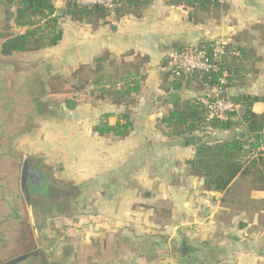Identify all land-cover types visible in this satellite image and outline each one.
<instances>
[{
    "label": "crops",
    "instance_id": "0c3cea01",
    "mask_svg": "<svg viewBox=\"0 0 264 264\" xmlns=\"http://www.w3.org/2000/svg\"><path fill=\"white\" fill-rule=\"evenodd\" d=\"M8 9L0 4V20ZM64 20L57 47L2 56L0 80L5 87L12 89L14 81L27 79L30 82L22 88L16 85L20 91H38L39 82L50 91L57 77L73 81L76 70H93L95 60L105 54L110 57L99 75L119 83H89L77 95L75 110L63 104L65 120L49 124L41 135L18 140L25 152L19 151L21 156L38 158L55 171L58 167L64 180L56 174L54 180L78 188L77 212L48 217L40 226L32 220L28 232L22 222L10 228L5 221L8 188L1 187L0 264L25 256L18 264H264L261 168H246L224 193L209 190L187 165L196 146L167 138L161 123L176 102L170 101V94L178 100L202 95L163 89L169 75L165 56L174 49L224 39L231 50L242 52H235L240 55L239 71L227 93L264 98V0H227L206 11L174 0H150L139 15L134 10L121 16L113 13L96 29ZM22 56L30 63L23 65ZM111 62L117 66L109 68ZM125 81H140L133 105H119L102 95V90L122 89ZM253 110L264 113V102ZM126 111L132 113L134 124L126 138L103 137L95 131L102 116L110 115L106 122L115 126ZM233 135L213 132L205 139L198 137L216 143Z\"/></svg>",
    "mask_w": 264,
    "mask_h": 264
},
{
    "label": "trees",
    "instance_id": "16d2710c",
    "mask_svg": "<svg viewBox=\"0 0 264 264\" xmlns=\"http://www.w3.org/2000/svg\"><path fill=\"white\" fill-rule=\"evenodd\" d=\"M4 1L7 7L16 8L13 24L16 29L22 31L6 38L1 43L0 53L4 57L57 47L64 35L60 23L62 19L69 18L76 23L88 24L96 29L113 14L101 6H80L74 0H63L64 6L62 8L56 6L57 0ZM174 1L177 4L189 7L195 6L197 9L205 11L219 6L207 2ZM149 2L150 0H116L114 14L121 16L130 10H134L139 15L148 6ZM202 46L211 51V43L201 44L200 47ZM237 51L239 49L231 50L230 47H227L218 72L193 73L189 76L174 78L169 71V75L162 85L167 93L175 92L180 95L186 90L202 93L197 98L178 100L172 104V109L161 120V123L167 129V132L164 133L167 138L188 142L199 135L205 139L208 134L213 132L234 133L232 137L222 142L208 143L203 141L196 145L194 159L187 162L192 171L203 178L205 187L219 193H224L239 175L244 174L248 167L259 166L264 175V158L261 156L252 159V153L264 147V138L261 134L264 129V113L257 114L253 110L255 104L264 102V98L241 93L235 95L227 93L235 86V76L239 71L240 55L235 56ZM109 57V54H105L97 58L93 64V70L88 66L79 68L73 74V81L57 77L55 83L50 86L51 94L71 96V98H66L63 103L65 108L70 111L76 109L79 104L77 95L89 83L99 86L103 80L109 83L108 86H117L119 82H112L111 76L99 75L103 72L105 61ZM114 66H117V64L111 62L108 67L112 68ZM225 71L228 76L225 77L224 84H221ZM125 82L122 89L118 91L102 90V95L111 97L119 105H133L135 98L140 93V81ZM213 89H216L218 93L205 94V91ZM208 95L214 99L229 100L236 106L243 108L244 111L243 113L237 111L227 121L208 120L206 110L199 101L201 97ZM109 116H102L100 123L96 126L95 131L99 135L126 138L131 134L134 124L130 111L122 113L115 126H110L106 122ZM240 134H244V137L241 138ZM45 208L46 206L42 207V209ZM46 211L45 216H48L49 210Z\"/></svg>",
    "mask_w": 264,
    "mask_h": 264
},
{
    "label": "rangeland",
    "instance_id": "374dc122",
    "mask_svg": "<svg viewBox=\"0 0 264 264\" xmlns=\"http://www.w3.org/2000/svg\"><path fill=\"white\" fill-rule=\"evenodd\" d=\"M0 4L4 5L6 3L4 0H0ZM55 4L58 8L64 6L63 0H57ZM8 8L6 15L0 20L1 28L5 29L3 33L0 32V35H2L0 36V48L1 42L18 33V29H16L13 24L16 8ZM63 20L60 22L62 28L65 27V23L67 24V22ZM20 58L23 65L29 64L31 61V59L26 56ZM4 60L5 59L2 58L0 53V68ZM32 62L35 63V60H32ZM54 81L55 80L52 81V84L55 83ZM9 82L10 81H8V83ZM29 82L30 80L27 79L14 81L13 86H11L12 89H7L4 82L0 80V155H2V159H0V190L1 187L6 190L7 186V196L9 198L8 215L5 217V221L10 228L13 227L12 224L22 222L25 232L30 230L32 220H36L40 226L41 222L48 217L75 214L77 212V207L74 201L79 198V190L77 187H73L69 184L63 185L64 182L54 180L55 174L58 178L63 179V174H61V170H59L58 167L55 171L44 165L40 159L23 157L19 152H24L19 141L25 136H29L30 134L35 135L38 132V135H41V131L46 129L49 124L57 126L60 122L65 120V117L61 116L62 112L60 111L67 97L51 94V91L41 88L40 82L38 91H20V88L17 87L19 86L22 88ZM34 84H36V82H34ZM13 157H15V159ZM26 161L33 167L40 168L41 171L45 173L47 176L44 175L46 181L40 178V184L43 185L46 191H48V188H45L48 184V178L50 182L55 181L58 185H61L60 188H57L55 191L53 190L54 185L51 187L53 189L50 188L52 195L54 194L53 192H55V196L53 195L50 201L49 199L46 201L43 199L46 198L47 195L34 198L33 200L30 199L31 201L26 200L21 189V171L23 163ZM37 174L40 175V173ZM5 193L6 191L3 192V194ZM45 206L46 208L42 209V207ZM61 209L62 211H60ZM46 210H49L48 216H45L47 214ZM33 229L36 230L35 228Z\"/></svg>",
    "mask_w": 264,
    "mask_h": 264
},
{
    "label": "built area",
    "instance_id": "2783aa9c",
    "mask_svg": "<svg viewBox=\"0 0 264 264\" xmlns=\"http://www.w3.org/2000/svg\"><path fill=\"white\" fill-rule=\"evenodd\" d=\"M78 5L85 7L101 6L110 12L114 13L116 9V0H74ZM145 1V0H141ZM194 2H207L222 6L227 0H186ZM228 47L227 41L224 39H218L211 43L209 51L206 47L194 46L183 49L170 50L165 58L168 62V67L171 75L175 78L182 76H189L193 73H210L218 72L222 59L226 53ZM223 80L221 84H224L225 77L228 73H223ZM200 103L206 110L208 120L227 121L231 115L238 111V106L233 102L224 99H214L212 96H203L199 99ZM235 120L237 118H234ZM262 137L264 138V129L262 131ZM264 158V147L257 149L252 153V159L258 157Z\"/></svg>",
    "mask_w": 264,
    "mask_h": 264
},
{
    "label": "flooded vegetation",
    "instance_id": "af4514ba",
    "mask_svg": "<svg viewBox=\"0 0 264 264\" xmlns=\"http://www.w3.org/2000/svg\"><path fill=\"white\" fill-rule=\"evenodd\" d=\"M24 163H23V167H22V171H21V189H22L24 196L26 197V200L31 201L30 199L33 200L34 198H39V197H42L43 195H45V196L47 195V197L43 198V199H45V201L49 199V201H50L52 196L53 195L55 196V192H53L54 194L52 195V191L50 190V188L54 185V189L53 188H51V189H53L55 191V190H57V188H60L61 185H58V183H56L55 181L50 182V180L48 178L47 186L44 185L45 188H48L47 189L48 191H46L44 189L43 185L40 184V182H41L40 177L41 176L39 174H37L38 172L42 174L43 171H41V169L38 167H33L32 165H30L29 162H27V171L25 172V175H23L22 173H23ZM43 175H45V173H43ZM46 192H48V193H46Z\"/></svg>",
    "mask_w": 264,
    "mask_h": 264
},
{
    "label": "water",
    "instance_id": "95a60500",
    "mask_svg": "<svg viewBox=\"0 0 264 264\" xmlns=\"http://www.w3.org/2000/svg\"><path fill=\"white\" fill-rule=\"evenodd\" d=\"M169 98H170V101L173 103L175 101H177L179 99V96L172 93L169 95ZM243 108L240 109V112H243ZM240 137L243 138L244 137V134H240ZM202 142V138L201 137H196L195 139H191L189 140L188 142L185 143L186 146L188 145H192V146H196L198 144H200ZM27 171V161L24 163V168H23V175H25V172ZM39 173V172H38ZM40 178H42L43 180L46 181L44 175L40 173ZM28 256H25V257H21V258H18V259H14L13 261H11L10 264H18L19 262L25 260Z\"/></svg>",
    "mask_w": 264,
    "mask_h": 264
}]
</instances>
